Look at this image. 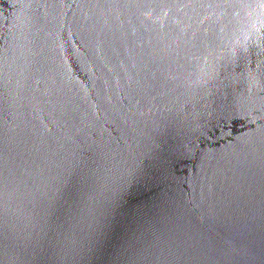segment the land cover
Instances as JSON below:
<instances>
[{"label": "water", "instance_id": "obj_1", "mask_svg": "<svg viewBox=\"0 0 264 264\" xmlns=\"http://www.w3.org/2000/svg\"><path fill=\"white\" fill-rule=\"evenodd\" d=\"M0 264H264V0H0Z\"/></svg>", "mask_w": 264, "mask_h": 264}]
</instances>
